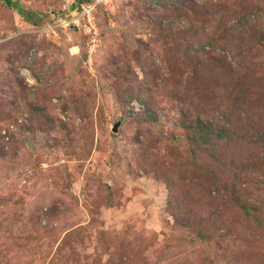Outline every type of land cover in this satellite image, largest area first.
<instances>
[{
  "label": "rangeland",
  "instance_id": "374dc122",
  "mask_svg": "<svg viewBox=\"0 0 264 264\" xmlns=\"http://www.w3.org/2000/svg\"><path fill=\"white\" fill-rule=\"evenodd\" d=\"M79 1L0 0V264H264V0Z\"/></svg>",
  "mask_w": 264,
  "mask_h": 264
},
{
  "label": "trees",
  "instance_id": "16d2710c",
  "mask_svg": "<svg viewBox=\"0 0 264 264\" xmlns=\"http://www.w3.org/2000/svg\"><path fill=\"white\" fill-rule=\"evenodd\" d=\"M5 3H7L8 5H13V7H15V8H17L18 6H17V4L16 3H12V0H3ZM87 2V0H80L79 1V4L81 5L82 3H86ZM76 6V5H75ZM77 8H79V5H77ZM259 18H262V17H257V19H259ZM247 23V19L245 18V20H241V25H243V24H246ZM249 26V25H248ZM245 29V26H240V25H238V29H235V31L237 32V30L240 32V31H242V30H244ZM263 32V31H262ZM246 34H249V30L247 31V33ZM195 54V53H194ZM193 54V55H194ZM204 58V57H203ZM219 63H220V61H218ZM206 129H209L208 128V126L206 127V128H204V134L205 135H207L208 134V130H206ZM204 134H202L201 136H199V137H197V140L199 139V140H202L203 138H205L206 139V136L204 135ZM219 135V134H218ZM219 136H221V135H219ZM207 140V139H206ZM202 142V141H201Z\"/></svg>",
  "mask_w": 264,
  "mask_h": 264
},
{
  "label": "built area",
  "instance_id": "2783aa9c",
  "mask_svg": "<svg viewBox=\"0 0 264 264\" xmlns=\"http://www.w3.org/2000/svg\"><path fill=\"white\" fill-rule=\"evenodd\" d=\"M91 15H92V9L90 6H88V5L81 6V12H80L81 17L86 16V18H88Z\"/></svg>",
  "mask_w": 264,
  "mask_h": 264
},
{
  "label": "clouds",
  "instance_id": "9594fccd",
  "mask_svg": "<svg viewBox=\"0 0 264 264\" xmlns=\"http://www.w3.org/2000/svg\"><path fill=\"white\" fill-rule=\"evenodd\" d=\"M84 3H82L81 5H79V12H81V6L83 5Z\"/></svg>",
  "mask_w": 264,
  "mask_h": 264
}]
</instances>
